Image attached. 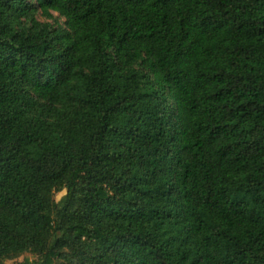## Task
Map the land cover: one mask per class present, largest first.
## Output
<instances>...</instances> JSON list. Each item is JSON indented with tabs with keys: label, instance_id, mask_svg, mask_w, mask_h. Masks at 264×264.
Wrapping results in <instances>:
<instances>
[{
	"label": "trees",
	"instance_id": "1",
	"mask_svg": "<svg viewBox=\"0 0 264 264\" xmlns=\"http://www.w3.org/2000/svg\"><path fill=\"white\" fill-rule=\"evenodd\" d=\"M26 254L264 264V0H0V264Z\"/></svg>",
	"mask_w": 264,
	"mask_h": 264
},
{
	"label": "rangeland",
	"instance_id": "2",
	"mask_svg": "<svg viewBox=\"0 0 264 264\" xmlns=\"http://www.w3.org/2000/svg\"><path fill=\"white\" fill-rule=\"evenodd\" d=\"M55 17L60 20L61 22H64V19H60L58 15L55 14ZM43 21H47L45 19H42ZM52 22V21H51ZM56 202L59 204V206H63L66 200V192H60L55 195ZM27 259L30 260V264L33 263L37 258L33 256L32 254H26L25 256L19 258L18 260L15 261H8L6 264H29L27 263Z\"/></svg>",
	"mask_w": 264,
	"mask_h": 264
}]
</instances>
